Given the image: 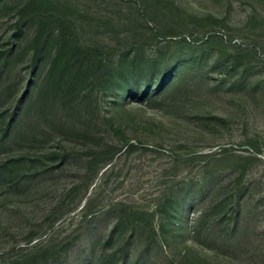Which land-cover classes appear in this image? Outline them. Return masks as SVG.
<instances>
[{"label": "rangeland", "instance_id": "1", "mask_svg": "<svg viewBox=\"0 0 264 264\" xmlns=\"http://www.w3.org/2000/svg\"><path fill=\"white\" fill-rule=\"evenodd\" d=\"M0 264H264V0H0Z\"/></svg>", "mask_w": 264, "mask_h": 264}]
</instances>
